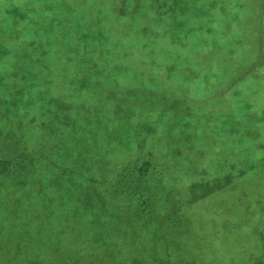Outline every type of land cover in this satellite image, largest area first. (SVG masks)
Masks as SVG:
<instances>
[{"label":"trees","instance_id":"16d2710c","mask_svg":"<svg viewBox=\"0 0 264 264\" xmlns=\"http://www.w3.org/2000/svg\"><path fill=\"white\" fill-rule=\"evenodd\" d=\"M165 1L119 0L117 22L104 17L99 24L91 16L98 11L76 13L69 7L71 15L62 17L49 1L37 11L33 1L17 0L30 14L15 9L7 18L12 25L0 28V201L2 194L10 196L13 215L18 208L35 216L15 223L0 215V264H264V222L237 219L239 212L252 215L253 192L263 195L256 203L264 204V183L237 173L226 189L232 204L222 209L230 221L217 224L211 221L215 210L205 208L212 196L194 202L188 186L195 178L169 166L186 150L179 143L166 146L164 138L188 136L182 143L192 151L196 123L179 115L178 105L188 97L166 85L164 75L172 68L158 62L182 52L178 48L194 36L200 53L213 46L215 56H224L218 32L232 25L233 39H251L256 47L246 58L253 63L232 65L234 76L218 96L238 93L236 87L256 64L264 66V0H248L246 10L257 14L248 15L247 27L235 17L244 12V0ZM137 14L144 20L134 32L131 18ZM158 44L172 52L157 51ZM132 45H139L137 54L144 57L124 49ZM52 48L55 60H50ZM113 53L122 56L110 60ZM228 56L234 63L241 55L230 50ZM10 74L18 79L5 81ZM57 76L65 78L59 82ZM119 76L125 77L119 81ZM138 80L147 89L138 84L128 92ZM110 96L118 113L97 104ZM141 125L149 127L138 129ZM177 127L185 133L177 134ZM193 152V173L208 179L210 171L199 163L202 152ZM223 161L222 171L236 169L231 158Z\"/></svg>","mask_w":264,"mask_h":264},{"label":"rangeland","instance_id":"374dc122","mask_svg":"<svg viewBox=\"0 0 264 264\" xmlns=\"http://www.w3.org/2000/svg\"><path fill=\"white\" fill-rule=\"evenodd\" d=\"M31 1H33L34 7L36 6L37 11H39V4L41 5L42 2H51V4H53L56 8L57 13L62 17H68L71 15L68 14V11L70 10L69 7H74L76 13H83L84 10H90L92 12L98 11L100 14L92 13L91 16L97 19L99 24L102 20H105V18L109 24L116 23L120 16L116 12L118 8L117 3L119 0ZM16 2L17 0H0V28L2 30H5L10 25H12L13 21L8 20L7 18L13 14L15 9L21 14V16H27L30 14V11L27 9H19ZM247 2L248 0L243 1L244 12L246 13L241 12L235 16L241 20L243 27H245L247 24V20L249 19L248 15L251 16L252 19L254 15L257 14V12L254 13V11L251 12V10H246V5L248 6ZM166 3H168V0H166L164 4ZM192 6L197 8L196 4H192ZM143 10H146L145 12L152 11V9L148 8L147 6H144ZM213 17L215 20L219 19V15ZM193 18L194 16L192 19ZM199 18H201V16H199ZM209 18L212 19V17ZM131 19L135 23V32L141 27V24L144 20V14L133 15ZM231 19L233 18L231 17ZM111 20L113 21L111 22ZM28 21L31 22V20ZM125 23L120 25L125 27ZM258 26H261L262 33L263 26L261 24ZM227 28L228 27L222 28V30H220L221 32H218L219 39H223L222 42L221 40L218 41V48L226 54L224 56H215V54L212 52L213 46L201 47L204 49V52L200 53V47L195 43L194 36L190 41H188L189 43L187 46L178 48L182 49V52L174 53L170 58L159 59L158 61L167 69L172 68L171 75H164V77H166V85L169 84V86L176 89L177 94H182V97L184 94H186L188 97V100H186L184 104L179 103V115L183 118L192 117L196 123V128L192 130L191 136L195 141L192 139L193 142H190L192 151H189L185 143H182L187 139L188 136L185 137L186 139L164 138V141H166V146L179 143L178 146L180 147V150H186L185 155L182 157V160L186 161L182 162V160L179 158L176 159L172 164H169V166H173L175 170L180 168V172L187 171V179L189 177H192L191 179L195 178L197 182H192L188 186L190 199H195L194 202L205 196H212V199L210 200L211 202L207 203L205 208L208 212L215 210L214 213H216V216H212L213 218L211 221L214 220V222L217 224L230 221L229 215H226L224 211L228 210L232 204L229 198L230 194H227L226 189L227 187L231 188L237 173L242 176L243 179H250L254 183H264V66L260 65L259 63L256 64L252 73L246 76L236 87L238 89V93H236L235 90H231L227 91L221 97L218 96L224 91L223 87L226 85L229 78L234 76V74L231 73L232 65L240 66L241 64L247 65L253 63L246 58L248 57L247 55H249L248 53H252V48H256L251 39L242 40L240 39V36L239 38L237 36L236 39H233L229 31H234L235 27L231 25L229 30H227ZM12 33L17 39H20V31L18 26H14L12 28ZM26 36L29 37L28 35ZM199 38H202V36L199 35ZM95 42L93 41V43ZM45 45L51 46L50 43H45ZM53 47L55 48L56 54V47ZM54 48L48 49L52 52L53 56L50 57V60H55ZM132 48H134L133 51L136 58L144 57L138 55L140 54L139 50L141 48L139 45L124 47V49L129 50L130 52ZM155 49L157 51L161 50L163 52H172L170 49L162 50L161 45L159 47V44L158 46H155ZM230 50H234L236 53L241 55L236 58L238 59L237 62H231L232 58L228 56ZM182 55H185L186 58L182 59ZM121 56V54H118L116 57L113 53L110 57V60H115ZM15 58L17 62H19L21 58L20 54L17 53ZM11 60L14 61L13 56L11 57ZM144 62L148 65L146 59H144ZM4 67L5 66H2V69ZM20 71L21 68L18 72L20 73ZM57 74L61 73L58 72ZM125 76H119V81H121ZM129 77L128 79L132 80ZM64 78L65 76H57L56 79L60 82ZM15 79H18V75L10 74L4 78L5 81H11ZM151 79L153 78H148V83L146 81L144 82L149 84ZM138 84H142L143 88H146L143 81L138 80L135 83L129 84L128 92H132L131 88ZM107 85H111V82ZM182 89H186L185 92H182ZM144 91L146 93L148 92V90ZM177 94L175 93V96ZM100 97L102 98L103 94H101ZM150 101L151 99L149 95L146 96L147 105L150 103ZM110 102L113 103V108L112 105L109 106ZM100 103L106 105L111 114L113 112H119V108H117L114 98L111 96L104 101L98 99L97 104L99 105ZM102 109L108 110L104 107H102ZM86 113L88 112L86 111ZM121 115L124 119L127 118V116L124 114ZM98 117L101 121L105 119V117H102L101 115H98ZM150 117L151 116L149 114V118ZM142 120L146 121L147 123L149 122L148 118H144ZM148 127L149 126L147 125H141L138 129H145ZM176 130H179L177 132L179 135L185 133L181 132L182 128L179 129V127H177ZM196 150L202 152L200 154L201 158L199 159L201 161L199 163L206 167L207 171H210L209 178L203 181H200V176L198 174L193 173L196 170L195 163L189 159L190 156L192 157L191 152ZM194 157L196 158L195 155ZM225 157H229L235 161L236 169L233 168L228 171H222L224 162L223 159ZM214 171H217L218 173ZM252 195L253 196L249 198V202L253 213L250 217H247L246 215L239 212L237 219H239L240 222L244 221L246 223L252 224L257 218L259 221L264 222V204L262 202L256 203V199L262 198L263 195L257 192H253ZM2 197L3 204L1 205L2 201H0V215L3 217H8L9 219L15 221V223H20V221L31 220V218H34L33 216H35V214H22L18 211V208L17 212H15L13 215L11 213L12 211H9L11 207H13L12 198L5 194H2ZM226 232L231 233V230H227ZM47 250V246L42 247L43 252H46Z\"/></svg>","mask_w":264,"mask_h":264}]
</instances>
